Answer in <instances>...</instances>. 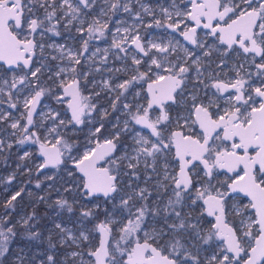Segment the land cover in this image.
Returning <instances> with one entry per match:
<instances>
[{
  "label": "snow or ice",
  "instance_id": "1",
  "mask_svg": "<svg viewBox=\"0 0 264 264\" xmlns=\"http://www.w3.org/2000/svg\"><path fill=\"white\" fill-rule=\"evenodd\" d=\"M13 157L0 264H264V0H0Z\"/></svg>",
  "mask_w": 264,
  "mask_h": 264
},
{
  "label": "rangeland",
  "instance_id": "2",
  "mask_svg": "<svg viewBox=\"0 0 264 264\" xmlns=\"http://www.w3.org/2000/svg\"><path fill=\"white\" fill-rule=\"evenodd\" d=\"M150 1L152 2V5H155V4L157 3V0H150ZM160 2L166 4V3H167V0H160ZM116 19H126V20H129V22H131V21H130V18L127 17L125 14H119L117 17H113L114 26H115V20H116ZM145 19L147 20V19H149V18L146 17ZM109 27L112 28V24H110ZM148 31H149V32H154V33H156V34H159L162 30H158V29H149ZM108 39L111 40L110 37H109ZM110 40H109V43H110ZM129 63H130V61H129ZM119 65H120V62L117 61V65H116V66H119ZM96 78H97V79L100 78V77H99V74H97ZM120 78H121V79H124L125 77H124L123 75H121ZM144 87L146 88V85H145ZM103 102H106V101H103ZM87 131H88L87 126H85V127H84V131H83V132H80V133L78 134V135H79V139H80L81 146L83 145L84 139H85V137H86V135H87ZM25 147L28 148L29 146L26 145ZM29 150L34 151V150H35L34 146H31V147L29 148ZM1 176H2V175H1ZM2 185H3V188L0 189V201H3V199H4L5 196L7 195V193L5 192V185H4V184H2ZM14 188H15V185L13 186V189H14ZM12 191H13V190L11 189V186H9V187H8V192H12ZM33 191H37V190H35V189L33 188Z\"/></svg>",
  "mask_w": 264,
  "mask_h": 264
},
{
  "label": "trees",
  "instance_id": "3",
  "mask_svg": "<svg viewBox=\"0 0 264 264\" xmlns=\"http://www.w3.org/2000/svg\"><path fill=\"white\" fill-rule=\"evenodd\" d=\"M22 151V150H21ZM13 152H16V149H13ZM15 167V157L12 158V160L9 162L7 166L3 165V163H0V176H6L8 172L12 170V168ZM31 187V186H30ZM3 188V185L0 184V189ZM11 189H13V186H11ZM30 210V204L28 197H25L24 201L22 202V205L18 208V212L28 211ZM2 211V209H0Z\"/></svg>",
  "mask_w": 264,
  "mask_h": 264
},
{
  "label": "flooded vegetation",
  "instance_id": "4",
  "mask_svg": "<svg viewBox=\"0 0 264 264\" xmlns=\"http://www.w3.org/2000/svg\"><path fill=\"white\" fill-rule=\"evenodd\" d=\"M145 2L146 3H149V4H152V2L150 1V0H145ZM112 27H114V21H113V23H112ZM56 40H57V42H64V37H57V38H55ZM109 40L110 39H108V41H107V43H109ZM69 42H71V41H69ZM97 46H99V47H105L106 46V44L105 43H101V42H94ZM116 65H117V62H116ZM100 77V76H99ZM103 101H105V100H103V99H101L100 100V103L101 104H104V103H106V102H103Z\"/></svg>",
  "mask_w": 264,
  "mask_h": 264
}]
</instances>
